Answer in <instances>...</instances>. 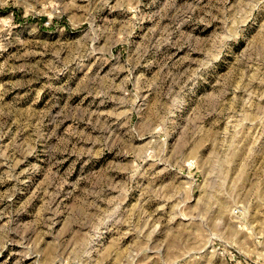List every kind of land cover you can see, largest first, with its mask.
<instances>
[{
	"label": "rangeland",
	"instance_id": "obj_1",
	"mask_svg": "<svg viewBox=\"0 0 264 264\" xmlns=\"http://www.w3.org/2000/svg\"><path fill=\"white\" fill-rule=\"evenodd\" d=\"M0 264H264V0H0Z\"/></svg>",
	"mask_w": 264,
	"mask_h": 264
}]
</instances>
